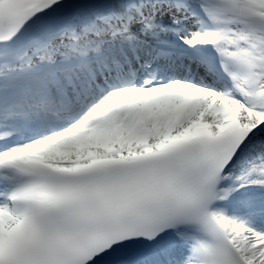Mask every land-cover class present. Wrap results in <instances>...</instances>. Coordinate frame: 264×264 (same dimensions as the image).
Listing matches in <instances>:
<instances>
[{"label":"bare ground","instance_id":"6f19581e","mask_svg":"<svg viewBox=\"0 0 264 264\" xmlns=\"http://www.w3.org/2000/svg\"><path fill=\"white\" fill-rule=\"evenodd\" d=\"M199 2L201 3L202 0H199ZM164 3V1L161 3H155L154 7L157 11H159L164 9ZM166 7L171 8L168 6ZM186 9L189 13H191L192 10L189 7ZM28 24H33V20L31 18H29L25 23H20V25H11L7 28L6 36L9 38L10 36H13V34L18 35L22 29H26ZM123 91H128V89ZM180 100H191V103L177 119V125L175 126L176 130L173 132L167 128L166 120L168 118H174L175 103L180 102ZM216 100H220V98L204 95L199 90L191 88L190 86H185L177 92L174 97L151 100H146L141 97L135 100L130 106H127V109L129 110L126 109L124 115L121 116L122 118L120 121L107 118V116L110 115L109 113H102L99 117L78 124L76 126V131L73 134L70 130L60 131L55 138H47L44 141H40V143L44 144L43 152L47 158L59 159L63 164L70 162L72 158L79 159L93 153L108 151L111 148L96 152L91 151L85 154L81 153L79 156L72 158V155L68 156L70 153L76 154V152L80 149L86 147L98 148L108 142H110V144H116V148L124 152L122 157L131 154L150 153L157 144L171 140L170 136L173 134H180L182 136L187 135L192 130V125L198 120L204 119L206 124H208L207 132H212L220 121L221 110H224L229 106L227 101L223 99L224 102L222 103V109L218 110L217 105L214 102ZM238 112L241 113L243 111L240 110ZM238 114L239 113H237V116ZM141 125L145 129L144 133L138 129ZM139 139H143L148 143V145L155 143V146L153 149L152 147L150 149H137L135 146L137 144V140ZM258 139L260 140V144L264 142L263 127L258 128L257 131H255L254 138L248 143L247 149L252 145H256ZM21 151L22 150L20 148H17L15 150L6 151L5 154V151L1 153L5 157L1 166L5 165L6 170L3 171L0 167V181L5 179V174L9 170V165L12 163L11 156L19 157ZM224 189L225 190H223L222 193L227 196V198L233 199L234 197L231 196H233L232 190H234V188L229 185ZM259 201V198H246L245 200H242L240 206V209L242 210L234 217L230 216L225 218L227 223L224 221L228 225V231L235 241L234 244L237 247V250L250 264H264V261L259 260L258 256L255 255L258 251L264 249V226L256 222V216L258 215L257 213L254 214L253 211V219L250 223L238 226L233 220L239 214L246 213L247 210L248 212H251L252 209H250V207L255 206ZM185 236L186 235H177V238L179 241L183 240L186 245V240H184ZM174 243L175 242H172L171 244L173 245Z\"/></svg>","mask_w":264,"mask_h":264},{"label":"rangeland","instance_id":"374dc122","mask_svg":"<svg viewBox=\"0 0 264 264\" xmlns=\"http://www.w3.org/2000/svg\"><path fill=\"white\" fill-rule=\"evenodd\" d=\"M38 0H0V42L5 44H11L16 34L10 36L9 38L6 36L7 28L11 25H19L24 22L26 18L30 17L34 21V14L37 10V6L34 3ZM51 2V8L55 10V12L61 15V20L65 21L68 26V22L70 24L75 23H83L81 19V11L84 8H88L91 10L92 6L90 2L95 3L99 0H45ZM118 2L122 4L124 0H105L108 6L111 3ZM177 1V0H175ZM199 11H202L201 14H207L214 19L217 20L220 25V29L218 32L219 41L222 43V49L226 52L227 56L233 57L237 52L245 53L253 62L258 63L259 66H264V47L263 49L257 50L256 47L260 45V43L256 44L254 38V32L251 29L245 27V23L241 21V18L248 17L251 14V11L255 13V16L259 14L260 16H264V0H202V2L195 3ZM70 17L75 18L72 22L69 21ZM160 20H163L162 17ZM261 20V19H260ZM51 24H55L56 20L50 19ZM34 25L35 22H34ZM35 26L31 27L34 28ZM55 28V27H54ZM24 33L22 31L20 33V40L24 42ZM232 46V47H231ZM6 50H9L6 47ZM115 117H109V119ZM118 118V117H117ZM169 119L166 120L168 123ZM203 120H198L197 123ZM195 123L193 124L196 125ZM192 126V127H193ZM143 127V126H140ZM144 128H141L142 132ZM139 143H144L143 139L138 140ZM116 144H107L101 147H86L80 149L74 153L68 154V156L75 157L79 156L81 153H89L91 151H101L104 149L109 150H117ZM102 152V151H101ZM119 153V151H117ZM64 156V155H60ZM60 161L55 162L59 164ZM257 179V178H255Z\"/></svg>","mask_w":264,"mask_h":264}]
</instances>
